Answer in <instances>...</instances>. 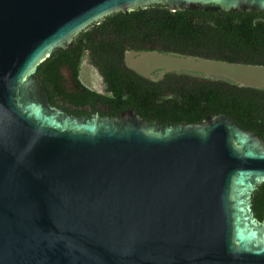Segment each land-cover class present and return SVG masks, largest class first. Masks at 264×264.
<instances>
[{"label":"water","instance_id":"95a60500","mask_svg":"<svg viewBox=\"0 0 264 264\" xmlns=\"http://www.w3.org/2000/svg\"><path fill=\"white\" fill-rule=\"evenodd\" d=\"M155 3L264 11V0H0V264H264L252 203L264 138L224 113L165 126L132 107L70 114L38 75L90 24Z\"/></svg>","mask_w":264,"mask_h":264},{"label":"trees","instance_id":"16d2710c","mask_svg":"<svg viewBox=\"0 0 264 264\" xmlns=\"http://www.w3.org/2000/svg\"><path fill=\"white\" fill-rule=\"evenodd\" d=\"M127 51L264 66V11L172 10L165 3L120 10L82 29L70 49L59 48L38 69L51 104L70 114L92 115L98 110L117 115L132 107L143 118L165 126L202 122L209 114L224 113L264 138V87L191 70H165L152 78L127 65ZM84 57L102 77L103 92L79 78ZM62 64L71 69L75 87L66 86ZM97 103L103 104L101 110ZM86 104L94 108L79 109ZM252 203L262 218L264 183L253 192Z\"/></svg>","mask_w":264,"mask_h":264},{"label":"rangeland","instance_id":"374dc122","mask_svg":"<svg viewBox=\"0 0 264 264\" xmlns=\"http://www.w3.org/2000/svg\"><path fill=\"white\" fill-rule=\"evenodd\" d=\"M149 59H154V62L149 63ZM125 61L127 65L134 68L141 74L152 78L161 76L165 70L186 69L230 78L241 84L264 87L263 78L243 79L234 74L246 72L258 76H264V66L227 63L223 61L206 60L193 56L160 53L157 51H127ZM91 71L93 73L92 75L98 82L96 87L91 86L84 79V76L89 75V72ZM79 78L89 88L103 92L104 85L102 77L96 68L88 63L86 57H84L81 61Z\"/></svg>","mask_w":264,"mask_h":264},{"label":"flooded vegetation","instance_id":"af4514ba","mask_svg":"<svg viewBox=\"0 0 264 264\" xmlns=\"http://www.w3.org/2000/svg\"><path fill=\"white\" fill-rule=\"evenodd\" d=\"M60 70H61L62 74L65 73V74H67V76H70V77L73 78L72 71H71V69L66 64H62L60 66ZM63 77H64V75H63ZM64 78H65L66 86L68 87V89H70L71 87H75V84L76 83L74 81V78L73 79H67L66 77H64ZM73 90L75 91L76 88H74ZM103 91H104V87H103ZM68 104H70V103H68V102H65L64 103V105H68ZM70 105H71L72 109H77V107H75L74 105H72V104H70ZM102 106H103L102 103H97L96 108H98L99 110H101L102 109ZM93 108L94 107L92 105L86 104L84 108H79V109L92 110Z\"/></svg>","mask_w":264,"mask_h":264},{"label":"bare ground","instance_id":"6f19581e","mask_svg":"<svg viewBox=\"0 0 264 264\" xmlns=\"http://www.w3.org/2000/svg\"><path fill=\"white\" fill-rule=\"evenodd\" d=\"M148 62L152 63L154 62V59H149ZM92 74H93L92 71L89 72V75H85L84 79L85 81H87L88 84L96 87L98 82H97V79ZM234 74L243 79H253V78H263L264 79V76H258V75L246 73V72H239V73H234Z\"/></svg>","mask_w":264,"mask_h":264}]
</instances>
